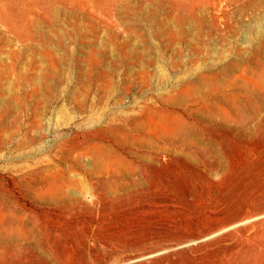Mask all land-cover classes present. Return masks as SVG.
I'll return each instance as SVG.
<instances>
[{"label": "rangeland", "instance_id": "1", "mask_svg": "<svg viewBox=\"0 0 264 264\" xmlns=\"http://www.w3.org/2000/svg\"><path fill=\"white\" fill-rule=\"evenodd\" d=\"M215 1L61 0L50 46L0 42V264H264V49L197 55Z\"/></svg>", "mask_w": 264, "mask_h": 264}, {"label": "bare ground", "instance_id": "2", "mask_svg": "<svg viewBox=\"0 0 264 264\" xmlns=\"http://www.w3.org/2000/svg\"><path fill=\"white\" fill-rule=\"evenodd\" d=\"M65 1L74 2V3H77L79 5L109 6V5H113V4L118 3L119 1H123V0H65ZM60 2H61V0H0V22L7 27V31L4 32V34H2L0 32V42H7L8 43V42L12 41L13 38H10V33H14V36H17L18 38L25 39V40H27L29 38H34L36 36L40 37V39H42L46 43H47V41L53 40L54 36L52 35V30L56 28L57 24H59L60 19L62 17L61 10L58 6ZM215 4H217L219 6H206V5L205 6H199L200 8L202 7V9L200 10L201 12H196V14H194L196 11L195 8L193 6H191V9H192L191 11H193L192 22H193V24L196 22V24H195V26H193V24H190V26H187L188 31L190 32V34H192V37L189 39V42L192 46L190 48H193L194 51L197 52V55H198V53L201 52V49H203V48L206 49L207 47L210 49H213L218 44L220 46V48L217 47V49L213 52L214 58H220V57L223 58L224 57L225 58L224 60L226 61L227 58L229 59V57H227V56L232 54L230 56V58H232L234 60L242 61L245 63H251L253 61L260 62V60H261L260 57L263 55L259 52H261L264 49V0H216ZM224 5H228V6H224ZM211 10H214V12H212ZM40 12H42L41 15H39ZM135 12H137V11H134V13ZM206 12H207V14H206ZM208 13H211V14H208ZM180 14H183V13L180 12ZM235 16L238 19V24H237V22H234ZM197 24H198V29H196L194 31ZM127 27H130V26H127ZM172 27L173 26L169 25L170 29ZM131 30H133V29H131ZM141 31H143V30H141ZM185 31H187V30H185ZM239 32H244L245 41L247 43L246 45H244L245 43L244 44L242 43L243 45H240L241 42L237 38H235V36ZM173 35H175V34H173ZM177 36L178 35H175L174 38H176ZM59 37L61 39V36H59ZM161 38H163V37H161ZM169 44H171V43H169ZM48 46H50V45L48 44ZM209 53H211V52L209 51ZM202 54H205V53H202ZM207 56H208V54H207ZM218 60H216V61H218ZM225 61H222L220 63L217 62L218 64H213L209 69H205L207 71L202 74L203 83L208 84V85L211 84L213 86H219L221 84H224V82L226 81V77L229 75V73L231 74L230 76H232L233 79H238V78L246 76V74H247L246 69H243L241 71H235V70H233V67L230 64H225ZM231 63H233V62H231ZM150 64H152V62H150ZM161 72H162V70H161ZM149 74H151V75L153 74L150 68L146 69L145 76L148 77ZM161 74H164V73L162 72ZM228 78L229 77H227V79ZM233 83L234 82H232V84ZM205 86H207V85H205ZM181 88L184 89L183 87H181ZM185 88H187V87H185ZM165 89H163V90H165ZM175 90L177 91V89H175ZM173 98H174L173 94H170L166 98L163 97V99H165L167 101L172 100ZM165 100H163V101H165ZM163 105H165V104H163ZM163 107H165V106H163ZM143 137H144V135H143ZM143 137H141V138H143ZM114 139H116V138H114ZM136 139H137V136H136ZM150 140L151 139L149 138V141ZM136 141H134V142H136ZM115 142H116V140H115ZM152 143H155V142H152ZM97 145L99 146V144H97ZM165 145H166V143H165ZM97 148L98 147H96V149ZM150 148H148V149L150 150ZM166 149L167 148L160 149V150L165 151V153H166V151H167ZM93 153H95V152H93ZM105 153H106V151H105ZM98 154L99 153H97V155ZM119 157H124V155L119 156ZM155 157H157V156H155ZM97 158H100V156H97ZM103 158H101V159H103ZM111 158H113V157H111ZM159 158H161V157H159ZM108 159H110V156L108 157ZM123 159L124 158H122V160ZM113 161H115V160H113ZM126 162L128 163V161H126ZM104 164H105V162H104ZM99 165H97V166H99ZM93 166H95V165H93ZM103 166H105V165H103ZM115 166H114V168H115ZM126 166H124V167H126ZM74 170H72V171H74ZM130 170H132V168H130ZM57 171H59V170H57ZM78 171H81V170H78ZM128 172H130L129 168H128ZM113 173H115V172H113ZM57 174H60V173H57ZM61 174H64V173H61ZM96 174H101V173H96ZM55 175L56 174H54V176ZM65 175H67V174H65ZM108 176H111V175H108ZM44 178H46V177H44ZM74 178H75V176H74ZM76 178L78 179V177H76ZM113 178H114V176H113ZM126 178H128V177H126ZM56 179H57V177H56ZM56 179H53V181H55ZM77 179H76V181H77ZM57 180H56V182H57ZM53 181H51V182H53ZM117 181L119 182V179ZM114 183H116V182H114ZM114 183H112V184H114ZM48 184H51V183H48ZM66 184L69 185L70 183L66 182ZM51 186L52 185H50V187ZM110 186H113V185H110ZM114 188H115V186H114ZM64 192H65V190H64ZM215 227L218 228V225H216ZM193 236L196 239H198V238L204 239V235H201L199 233H196ZM151 255H155V253H153Z\"/></svg>", "mask_w": 264, "mask_h": 264}]
</instances>
